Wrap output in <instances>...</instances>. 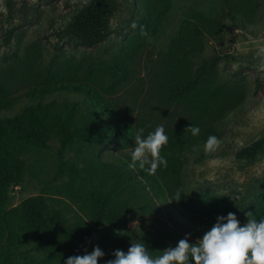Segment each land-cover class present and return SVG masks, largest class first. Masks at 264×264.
Returning <instances> with one entry per match:
<instances>
[{"label":"rangeland","instance_id":"rangeland-1","mask_svg":"<svg viewBox=\"0 0 264 264\" xmlns=\"http://www.w3.org/2000/svg\"><path fill=\"white\" fill-rule=\"evenodd\" d=\"M163 1L110 0L105 37L89 46L83 44L80 34L68 31L73 16L88 0H0V100L6 101L0 106V118L15 115L41 99L58 108L74 100L76 114L86 111L90 101L97 104L106 100L116 109L113 118L103 114L109 124L119 122L125 126L120 136L108 137L99 147L94 142H72L63 159L55 137L46 147L27 145L20 156L25 167L23 179L10 189L5 211L28 197H41L44 215L64 225L76 244L75 251L64 245L65 259L91 252V246L83 249V241L99 243L103 228L123 236L124 251L131 242L142 241L144 229H153L147 219L142 220L151 215L141 216L129 208L123 218L97 227L91 235L80 236L78 226L85 218L68 198L65 187L70 165L76 162L79 167L92 154L109 167L122 166L130 177L138 175L134 168L124 167L131 157L137 130L143 128L147 135L163 124L169 138L174 128L189 122L188 107L165 100L162 84L166 81L165 58L171 40L178 35L182 21L197 11L219 19L222 26L216 35L202 38L201 52H190L187 61L193 71L203 59L227 55L212 72L219 86L234 88V99L216 118L202 122L205 132L220 139L216 150L205 151L206 140L202 139L172 150L168 143L162 146L160 154L178 161L180 170L167 183L158 180V195L150 191L155 215L175 233L183 237L189 234V240L195 241L210 229L218 215L233 211L243 216L237 218L244 223L245 213L264 202V151L250 162L237 160L234 155L264 134V70H259L264 61V0H229L238 4L235 21L225 15V0H168V11L155 23L153 18ZM65 67L91 96L63 89L48 94L35 91L58 85L59 70ZM178 191L182 193L179 201ZM201 198L217 201L224 210L216 217L190 219L188 205ZM1 235L0 246L14 253L9 264H42L46 254L37 245L35 228L15 221L11 231ZM180 239L168 240L151 255L162 254ZM106 261L100 258L98 264Z\"/></svg>","mask_w":264,"mask_h":264},{"label":"trees","instance_id":"trees-1","mask_svg":"<svg viewBox=\"0 0 264 264\" xmlns=\"http://www.w3.org/2000/svg\"><path fill=\"white\" fill-rule=\"evenodd\" d=\"M109 3L110 0H88L73 16L68 24V31L80 34L85 45L90 46L102 40L106 34ZM160 7L153 18L155 23L168 11L169 1L164 0ZM225 7V15L235 21L238 4L225 0ZM221 26L219 19L207 17L197 11L182 21L178 35L171 40L165 58L166 81L162 84V96L169 102L185 104L189 109L190 120L170 132L169 150L180 145L189 147L199 139L207 140L210 135L204 131L202 122L216 118L234 99V88L219 86L212 72L215 64L227 55H212L203 59L193 71L187 61L190 52H201L202 38L216 35ZM59 72L61 80L58 85L44 86L35 91L48 94L54 89H63L85 92L91 96L84 89L87 87L77 76L68 72L66 67ZM100 102L93 104L90 101L86 111L76 114L78 108L74 100L58 108L53 102L41 99L24 106L15 115L0 118V240L1 234L6 230L11 231L15 221L35 228L37 245L42 246L46 254L42 264H63L67 255L64 245L68 244L70 250L75 251L76 244L64 225L55 218L44 215L42 198L39 196L28 197L18 206L5 211L10 189L19 185L23 179L25 167L20 156L27 145L46 147L51 137L58 140L59 156L63 159L65 149L74 141L94 142L99 147L108 137L120 136L125 126L119 122L109 124L103 115L113 118L112 114L116 111L114 105L106 100ZM4 105L6 101L0 100V106ZM191 124L199 127L198 135L193 136L190 129H187ZM263 151L264 134L236 150L234 155L237 160L250 162ZM162 156L167 160L166 167H158L154 174H149L137 166L134 169L138 175L131 177L122 166L115 169L109 167L94 154L88 156L79 167L73 162L65 190L70 201L78 206L85 218L78 226L79 235H91L97 227L123 218L129 208H134L141 216L151 215V218L142 219L143 222L147 219L153 228L142 231V242L146 244L150 254L159 252L168 240L184 238L183 234L175 233L165 221L155 215L156 205L150 191L158 195L161 192L158 180L167 183L180 170L178 161ZM130 163L131 157L124 162V167L132 169ZM188 210L192 215L189 218L195 220L216 217L224 209L213 199L201 198L192 201ZM252 212L257 219L264 218V202ZM50 223L56 224L57 228L51 227ZM101 231L103 234L100 242L83 241V249L98 245L105 253L104 258L109 260L113 258L114 250L122 249L123 236L115 235L109 228ZM13 254L8 247L0 246V264H9Z\"/></svg>","mask_w":264,"mask_h":264},{"label":"clouds","instance_id":"clouds-1","mask_svg":"<svg viewBox=\"0 0 264 264\" xmlns=\"http://www.w3.org/2000/svg\"><path fill=\"white\" fill-rule=\"evenodd\" d=\"M264 70V61L259 65ZM193 136L198 135V126L190 125ZM168 135L163 124L144 135V129L137 130L130 167H139L154 174L158 167H166L167 160L162 156V146L168 143ZM221 143L215 135H210L203 145L205 151H214ZM182 193L177 192L178 201ZM177 200V199H173ZM244 223L233 212L218 215L215 223L194 242L189 234L180 239L174 247L162 250L153 256L142 241L131 242L127 251L116 249L113 258L106 264H264V218L257 219L253 212L245 213ZM105 256L97 245L91 252L67 257L63 264H98Z\"/></svg>","mask_w":264,"mask_h":264}]
</instances>
